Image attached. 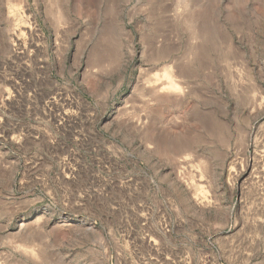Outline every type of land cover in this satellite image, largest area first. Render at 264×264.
<instances>
[{
  "label": "rangeland",
  "instance_id": "rangeland-1",
  "mask_svg": "<svg viewBox=\"0 0 264 264\" xmlns=\"http://www.w3.org/2000/svg\"><path fill=\"white\" fill-rule=\"evenodd\" d=\"M0 264H264V0H0Z\"/></svg>",
  "mask_w": 264,
  "mask_h": 264
},
{
  "label": "bare ground",
  "instance_id": "bare-ground-1",
  "mask_svg": "<svg viewBox=\"0 0 264 264\" xmlns=\"http://www.w3.org/2000/svg\"><path fill=\"white\" fill-rule=\"evenodd\" d=\"M179 81H180V80H179ZM164 82H165V81H164ZM148 91H149V90H148ZM161 93H162V92H161ZM161 93H160V94H161ZM159 98H160V97H159ZM154 99H155V98H154Z\"/></svg>",
  "mask_w": 264,
  "mask_h": 264
}]
</instances>
